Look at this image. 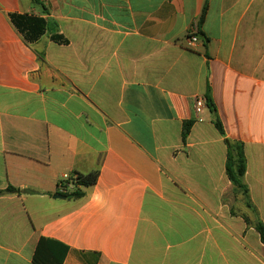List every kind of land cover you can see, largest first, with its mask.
<instances>
[{"label":"crops","instance_id":"1","mask_svg":"<svg viewBox=\"0 0 264 264\" xmlns=\"http://www.w3.org/2000/svg\"><path fill=\"white\" fill-rule=\"evenodd\" d=\"M41 1L49 14L0 0V264H34L41 238L68 246L63 264H264L247 221L264 223V0H208L195 43L206 0ZM10 14L55 21L68 44H27ZM208 85L255 210L227 176ZM92 172L68 192L83 198H54Z\"/></svg>","mask_w":264,"mask_h":264},{"label":"trees","instance_id":"2","mask_svg":"<svg viewBox=\"0 0 264 264\" xmlns=\"http://www.w3.org/2000/svg\"><path fill=\"white\" fill-rule=\"evenodd\" d=\"M35 4L42 6L43 14H49L48 9L42 3L41 0H33ZM208 10V0L204 5L199 26H202ZM10 20L12 25L18 31V33L23 37L27 44H32L42 38L45 34H51V39L58 44H68V40L61 34H59V28L55 21L46 19L42 16L29 15V14H10ZM208 107L211 109L213 114V123L218 129L220 134L225 138V143L228 148L227 161H226V172L233 186L241 191L246 200V204L249 208L254 209L253 204L250 199L249 187L245 183L244 178L247 172V158L245 154L244 144L240 142H233L226 137L222 122L217 114L216 107L213 103L210 87H207L206 94ZM194 125V120L186 121L183 125L182 138L183 142L187 141L188 136ZM99 173L92 172L89 175H78V182L76 183L80 187H89L96 184L98 180ZM8 192H20L15 188L8 189ZM2 194V192H0ZM69 199H81L85 196V192L77 188L73 192L60 194ZM249 224H252L255 230L259 233L261 241L264 244V223L258 219L256 222L251 223L247 219ZM69 252L68 246L65 244L49 239L41 238L34 257V264H63L66 256Z\"/></svg>","mask_w":264,"mask_h":264},{"label":"built area","instance_id":"3","mask_svg":"<svg viewBox=\"0 0 264 264\" xmlns=\"http://www.w3.org/2000/svg\"><path fill=\"white\" fill-rule=\"evenodd\" d=\"M198 29H199V24L198 22H195L192 25V28L189 32V39L192 43H195L198 41V37H197ZM205 106H206L205 99L198 98L196 100L195 109L197 113H200ZM78 178H79L78 175L65 174L60 183V192L62 194L68 193L71 188H74L75 186H77L76 183L78 182Z\"/></svg>","mask_w":264,"mask_h":264},{"label":"rangeland","instance_id":"4","mask_svg":"<svg viewBox=\"0 0 264 264\" xmlns=\"http://www.w3.org/2000/svg\"><path fill=\"white\" fill-rule=\"evenodd\" d=\"M236 193H237V197H236V198L232 197V204H233L234 206L240 204V203H241L240 201L243 200V199L240 197L239 191H236ZM235 207H236L237 210H239L238 206H235Z\"/></svg>","mask_w":264,"mask_h":264},{"label":"water","instance_id":"5","mask_svg":"<svg viewBox=\"0 0 264 264\" xmlns=\"http://www.w3.org/2000/svg\"><path fill=\"white\" fill-rule=\"evenodd\" d=\"M54 198H56V199H65L66 197L65 196H61V195H57Z\"/></svg>","mask_w":264,"mask_h":264}]
</instances>
